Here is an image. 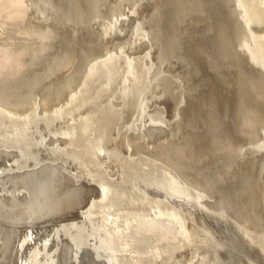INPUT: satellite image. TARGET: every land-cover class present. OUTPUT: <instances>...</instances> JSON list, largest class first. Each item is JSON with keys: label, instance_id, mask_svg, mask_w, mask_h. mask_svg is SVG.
I'll return each mask as SVG.
<instances>
[{"label": "bare ground", "instance_id": "bare-ground-1", "mask_svg": "<svg viewBox=\"0 0 264 264\" xmlns=\"http://www.w3.org/2000/svg\"><path fill=\"white\" fill-rule=\"evenodd\" d=\"M0 264H264V0H0Z\"/></svg>", "mask_w": 264, "mask_h": 264}, {"label": "rangeland", "instance_id": "rangeland-1", "mask_svg": "<svg viewBox=\"0 0 264 264\" xmlns=\"http://www.w3.org/2000/svg\"><path fill=\"white\" fill-rule=\"evenodd\" d=\"M200 57H201V61H202V63H203V61H204L205 59L203 58V56H200ZM204 64L206 65V61H204V63L202 64V65L205 67ZM205 68H206V70L208 69V71H209L208 66H206ZM106 98H107L106 95H100L99 102H101L102 100H104V99H106ZM122 121H124V117L122 118ZM119 132H120V134H122L121 126L119 127Z\"/></svg>", "mask_w": 264, "mask_h": 264}]
</instances>
